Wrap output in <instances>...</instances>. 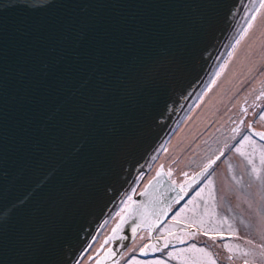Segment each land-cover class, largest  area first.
I'll return each instance as SVG.
<instances>
[{
  "label": "water",
  "instance_id": "obj_1",
  "mask_svg": "<svg viewBox=\"0 0 264 264\" xmlns=\"http://www.w3.org/2000/svg\"><path fill=\"white\" fill-rule=\"evenodd\" d=\"M263 0H0V264H77L192 113ZM264 142V131L249 126ZM180 186L150 178L111 231L142 250ZM171 242H168V245Z\"/></svg>",
  "mask_w": 264,
  "mask_h": 264
},
{
  "label": "rangeland",
  "instance_id": "obj_2",
  "mask_svg": "<svg viewBox=\"0 0 264 264\" xmlns=\"http://www.w3.org/2000/svg\"><path fill=\"white\" fill-rule=\"evenodd\" d=\"M260 8L257 16L264 15V6ZM257 16L251 13L242 39L256 24ZM259 40L256 59L245 69L241 83L230 92L228 84L221 86L219 92L227 93V98L224 105H218L216 115L191 141H185L182 149H169L171 142L165 143L155 164L129 190L121 212L114 213V222L107 224L106 233L99 234L84 261L77 264H264V142L249 132L250 125L264 131V35ZM228 57L231 55L225 53V65H220V73H214L206 93L199 94L192 113H185L171 140L191 121L205 95L223 76ZM207 166L201 188L180 209L171 207L168 218L155 232L162 241L159 250L142 254L150 240L147 230L118 256L111 250L108 236L131 196L159 170L180 186ZM167 239L178 243L166 245Z\"/></svg>",
  "mask_w": 264,
  "mask_h": 264
},
{
  "label": "bare ground",
  "instance_id": "obj_3",
  "mask_svg": "<svg viewBox=\"0 0 264 264\" xmlns=\"http://www.w3.org/2000/svg\"><path fill=\"white\" fill-rule=\"evenodd\" d=\"M260 7L262 5L259 7L257 5V9ZM257 19L256 24L247 31L246 36L243 39V36H240L242 41L237 44L232 56L228 57L229 61L223 76L215 87L205 95L200 108L193 113L191 121H188L183 130L172 138L169 149H182L200 132L202 127L207 126V122L213 118V115H216L218 105H224L227 98V93L223 95L219 92L224 83L228 84L229 92L241 83L245 69L252 66V62L256 59L255 52L258 50L259 39L264 35V15H258Z\"/></svg>",
  "mask_w": 264,
  "mask_h": 264
},
{
  "label": "flooded vegetation",
  "instance_id": "obj_4",
  "mask_svg": "<svg viewBox=\"0 0 264 264\" xmlns=\"http://www.w3.org/2000/svg\"><path fill=\"white\" fill-rule=\"evenodd\" d=\"M204 175L201 177V179L195 184V185H193L191 188H189V189H187V190H185L184 191V193H183V195H182V197L179 199V200H177L173 205H172V207H178L179 209L181 208V206L182 205H184L185 203H186V201L191 197V196H193L194 195V192H196V191H198L200 188H201V185L206 181L205 179H204ZM206 187V186H205ZM205 187H203V188H205ZM212 192H214V191H212ZM217 194H219V191H217ZM219 196L220 195H218V199H219ZM196 200L198 199L197 197L195 198ZM158 237V236H157ZM171 242L169 245L170 246H174V245H176L177 243H178V241L176 240V239H167L166 240V245H168V242Z\"/></svg>",
  "mask_w": 264,
  "mask_h": 264
},
{
  "label": "snow or ice",
  "instance_id": "obj_5",
  "mask_svg": "<svg viewBox=\"0 0 264 264\" xmlns=\"http://www.w3.org/2000/svg\"><path fill=\"white\" fill-rule=\"evenodd\" d=\"M262 6H264V5H262ZM255 19H256V17L253 16V17H252V20H255ZM251 26H252V22L250 21V22H249V27H251ZM238 42H239V41H237V43H238Z\"/></svg>",
  "mask_w": 264,
  "mask_h": 264
}]
</instances>
